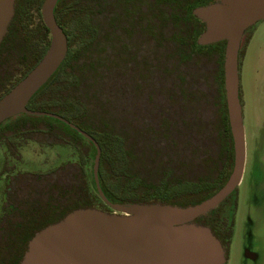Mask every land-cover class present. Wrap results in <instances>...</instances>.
Listing matches in <instances>:
<instances>
[{"label": "trees", "instance_id": "obj_1", "mask_svg": "<svg viewBox=\"0 0 264 264\" xmlns=\"http://www.w3.org/2000/svg\"><path fill=\"white\" fill-rule=\"evenodd\" d=\"M43 1L15 0L0 49L13 43L12 53L25 61V70L9 83L0 82V99L48 48ZM212 2L60 0L54 10L67 38V55L27 109L59 115L96 140L100 186L114 204L193 206L215 194L232 171L223 87L225 42L198 46L204 24L191 14ZM239 53L240 60L243 50ZM203 62L210 65L214 95L196 89ZM208 107L214 108L211 122L202 117ZM0 130L20 138L25 132V145L69 148L76 156V161L46 172L25 174V204L35 209L28 219L25 215V252L37 232L75 210L110 211L94 188L88 164L95 150L87 140L59 121L27 115L6 121ZM37 178L39 192L33 191ZM235 192L223 204L231 200L233 208ZM219 208L195 223L213 234L212 224L226 225L215 217ZM221 238L226 257L231 229Z\"/></svg>", "mask_w": 264, "mask_h": 264}, {"label": "water", "instance_id": "obj_2", "mask_svg": "<svg viewBox=\"0 0 264 264\" xmlns=\"http://www.w3.org/2000/svg\"><path fill=\"white\" fill-rule=\"evenodd\" d=\"M60 0H44L40 13L49 45L36 66L0 99V125L20 115L54 119L94 148L91 177L96 193L110 210H75L37 232L20 264H225V251L209 227L196 224L219 208L242 181L246 145L239 96V51L247 30L264 21V0H213L192 10L204 24L196 44L225 42L223 87L233 166L226 183L203 202L187 207L160 204H114L99 181L101 149L96 140L59 115L27 109L29 100L56 73L66 58L67 38L54 10ZM15 0H0V42L7 34Z\"/></svg>", "mask_w": 264, "mask_h": 264}, {"label": "rangeland", "instance_id": "obj_3", "mask_svg": "<svg viewBox=\"0 0 264 264\" xmlns=\"http://www.w3.org/2000/svg\"><path fill=\"white\" fill-rule=\"evenodd\" d=\"M241 49L239 96L245 131V167L233 197L235 206L223 205L215 212V217L228 224L230 219L232 221L225 264H264V21L245 34ZM201 66L204 72L198 74L196 89L205 95H214V85L208 78L210 65L203 62ZM202 117L204 121L211 122L215 118L214 108L208 107ZM75 159L74 152L69 148H40L29 143L25 151V172H45ZM248 249L258 253L260 259L245 258L244 253Z\"/></svg>", "mask_w": 264, "mask_h": 264}, {"label": "flooded vegetation", "instance_id": "obj_4", "mask_svg": "<svg viewBox=\"0 0 264 264\" xmlns=\"http://www.w3.org/2000/svg\"><path fill=\"white\" fill-rule=\"evenodd\" d=\"M20 33L17 30L16 36L18 38L22 35ZM12 49L13 43L0 49V82L6 81V83H9L25 70V61H19L17 54L15 52L12 53ZM14 133L9 130H0V264H20L24 256L25 215L28 219L30 213L35 210L33 205L28 206L25 204V174L43 173L39 171L25 172V151L27 149V145H25V132L21 138L14 136ZM8 135L11 136L8 137ZM41 188L40 179L37 178V182L35 179L33 191L39 192ZM230 201L223 205H231ZM211 220L209 219L208 222ZM223 227L215 223L212 224L213 235L217 236V240H219L221 245V234L231 229V219L230 224L226 223L225 230ZM244 256L254 261L260 259L258 253L255 254L249 249L245 250Z\"/></svg>", "mask_w": 264, "mask_h": 264}]
</instances>
